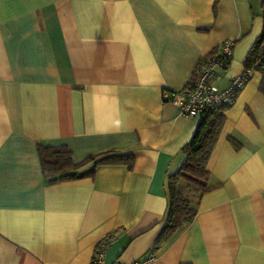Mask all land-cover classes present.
Masks as SVG:
<instances>
[{"label": "crops", "instance_id": "obj_1", "mask_svg": "<svg viewBox=\"0 0 264 264\" xmlns=\"http://www.w3.org/2000/svg\"><path fill=\"white\" fill-rule=\"evenodd\" d=\"M264 0H0V264H264L262 72L228 105L194 219L149 251L167 208L165 181L197 121L165 102L220 45L215 85L243 72ZM264 70V68H262ZM238 144L235 148L229 141ZM74 163L130 154L132 169L48 184L36 146ZM90 165L86 166V168Z\"/></svg>", "mask_w": 264, "mask_h": 264}, {"label": "trees", "instance_id": "obj_2", "mask_svg": "<svg viewBox=\"0 0 264 264\" xmlns=\"http://www.w3.org/2000/svg\"><path fill=\"white\" fill-rule=\"evenodd\" d=\"M262 11H264V4H262ZM262 19H264V12H262ZM210 57L212 56L204 58L202 62ZM262 68H264V27L243 64V72L247 70L262 72L259 91L264 94V70ZM227 107L228 105H222L214 110L204 111L197 121L192 137L181 148L183 160L179 168L168 175L165 181L167 208L161 223V232L149 251L150 256L157 254L173 239L183 225L194 219L196 210L192 204L193 199L198 200L209 190L207 182L210 174L207 170V162L223 127ZM229 141L235 148H238L235 141L232 139ZM36 150L42 175L48 184L93 177L96 169L103 165L125 166L129 170L134 165V158L130 154L107 152L89 156L76 164L72 161L71 152L65 146L37 145ZM88 165L90 167L86 168Z\"/></svg>", "mask_w": 264, "mask_h": 264}, {"label": "built area", "instance_id": "obj_3", "mask_svg": "<svg viewBox=\"0 0 264 264\" xmlns=\"http://www.w3.org/2000/svg\"><path fill=\"white\" fill-rule=\"evenodd\" d=\"M233 45V41H224L217 54L195 68L190 80L180 91H163V100L174 104L180 117L199 120L204 111L214 110L234 101L237 93L249 80L251 71H244L234 77L225 88L215 85L219 72L226 68L231 58ZM107 245V239L98 243L91 264H105L104 254Z\"/></svg>", "mask_w": 264, "mask_h": 264}, {"label": "rangeland", "instance_id": "obj_4", "mask_svg": "<svg viewBox=\"0 0 264 264\" xmlns=\"http://www.w3.org/2000/svg\"><path fill=\"white\" fill-rule=\"evenodd\" d=\"M186 195H187V193H186Z\"/></svg>", "mask_w": 264, "mask_h": 264}]
</instances>
